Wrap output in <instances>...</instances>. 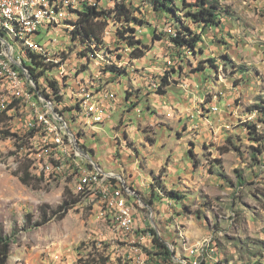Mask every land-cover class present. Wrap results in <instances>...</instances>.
Wrapping results in <instances>:
<instances>
[{"label": "rangeland", "instance_id": "374dc122", "mask_svg": "<svg viewBox=\"0 0 264 264\" xmlns=\"http://www.w3.org/2000/svg\"><path fill=\"white\" fill-rule=\"evenodd\" d=\"M215 1L223 7L220 23L202 31L182 9L170 17L154 10L152 0H131L134 16L143 24L128 25L110 18L111 33H106L107 21L102 42L92 43L77 33L72 38V32L78 11L84 5H95V0H70L57 12L63 28H44L34 41L53 43L58 37L71 43L72 57H84V63H79L83 65L80 75L94 71L91 63L96 61L85 62L86 57L99 60L96 65L104 77L89 80L98 81L97 88L115 82L120 105L106 122H95H105L95 135L76 110L81 108L94 124L84 100L72 95H64V99L69 96L75 102L58 98L60 83H66V67H59L57 92L50 84L55 73H47L49 94L42 95L54 110H63L76 137L74 131H85L81 142L77 139L78 145L87 148L92 161L99 160L107 169L124 170L128 182L123 181V185L134 191L126 197L128 205L134 207L139 235L148 227L160 229L157 235L172 243L183 262H194L205 237H212L213 256L220 257L219 261L264 264V0ZM181 2L176 0L177 5ZM114 5L113 0H101L100 7L106 10ZM125 27L134 28V33L125 36L141 40L143 57H132L134 48L120 38L119 32ZM182 27L202 35L195 51L179 49L172 43L170 35ZM7 39L11 47L20 50L22 64L29 51L39 54L48 66L53 58L70 54V47H52L48 53L46 48L20 38ZM209 58L216 60L217 68L211 66ZM63 66H70V59H63ZM142 70L144 73H139ZM107 71L116 75H107ZM134 74L139 80L136 84L131 79ZM143 74L147 85H141L144 80L139 75ZM164 78L168 87L163 85ZM33 81L32 85L40 87V80L39 84ZM182 83L190 93L184 91L185 84L179 88ZM144 86L154 97L150 99L143 92ZM159 86L170 94H159ZM80 89L86 91V86ZM25 93L23 84L0 85V232L13 241L8 264H92L91 259L99 256H108L115 264H153L159 258L147 253L157 251L152 235L147 233L144 241L136 239L149 259L130 253L133 240L117 239V225L101 216L114 211L113 204L100 192L88 194L91 183L71 176L68 155L62 154L56 135L46 134V143L54 144V150L33 143V151H29L27 139L21 147L20 132L25 131V124H17L19 118L34 122L31 132H42L36 101ZM3 98L9 104L17 101L1 106ZM212 104L219 105L221 111L215 113ZM54 126L49 131H58V124ZM27 166L31 177L25 184L20 177ZM137 178L146 184H137ZM170 191L182 198L170 196ZM65 201L70 208L58 219V208ZM196 227L207 235L194 238ZM206 260L201 258V264H207Z\"/></svg>", "mask_w": 264, "mask_h": 264}, {"label": "built area", "instance_id": "2783aa9c", "mask_svg": "<svg viewBox=\"0 0 264 264\" xmlns=\"http://www.w3.org/2000/svg\"><path fill=\"white\" fill-rule=\"evenodd\" d=\"M39 2H47V0H33L31 5H23L22 0H0V13L3 16V9H10L12 11V8H19V14H21V11H28V18L41 19L42 29H36V31L44 32V27H55L56 30L63 28L59 21H54V25H46V18H52V16L48 14V10H43V14H36V7H38ZM100 5L101 0H95L94 7L101 9ZM85 7L87 6H82V8ZM121 25L123 26L124 23ZM105 30L107 34L111 33L109 20ZM66 33H68V30H66ZM33 43L39 48H46L48 53H50L52 47H70L69 55L53 58V60H51L50 69L47 72L55 73V82H59V67L67 68L66 83H60V96L58 98L64 99V95H72L76 97V100H84V106L88 108V117L94 124L96 121H107L115 108L116 94L112 90V87L109 86L95 88V93H85V89L79 88V78H81V76L78 71L80 70V65L79 63L73 62L71 58V43L59 41L58 37L53 38V43L42 44L40 41ZM19 58H23L20 50L11 47L4 40L0 39V64L2 65L0 85L2 82L20 81L26 90V95H31V101H36L38 122L42 124V132H31V125H34V122L19 118L17 124H25V131L20 132L21 141L24 139L29 141V151H33V143L42 144V149L54 150V144L46 143V134L56 135V140H61L62 154L68 155L71 176L91 183V192H88V194L101 192L111 198L114 204V211L102 214L100 212V214L104 216V218H107V222L112 225H118L116 238L125 240L129 237L133 240L130 253H137V256L143 259H149L146 253L147 251L141 249V246L138 244L140 243L139 241L136 242V239L144 241L146 239V232L145 234L139 235L141 231L138 228L134 207L128 205V199L126 197V195L129 196L134 194V191L131 190L130 187L123 185V179L120 175L105 172L96 162L88 160L80 154V150H77L74 146L75 139L79 137H76L75 134H71V128L68 121L63 116V110L46 108L41 104V94H49L48 87H45L47 73L40 79V87H33L30 70L28 67L19 66ZM63 59H70V66H63ZM100 71L101 70H98V72ZM92 80H90V86H92ZM186 88L187 84L185 83L184 89ZM1 106H10V104L3 98L1 99ZM211 109L215 111V113L221 111V107L217 104H212ZM17 124L15 132H17ZM49 124H58V131H49ZM73 136H75V138ZM114 139H117V137L115 136ZM79 147L84 150V146ZM51 167L53 168L52 165ZM57 174L62 175V172H57ZM64 178L65 176L62 177V179ZM212 242V237H205L204 247L199 251L194 262H183L179 259L178 255H176L172 243L167 242L166 244L172 254L163 264H201V258L213 259ZM188 248L190 249V246H188Z\"/></svg>", "mask_w": 264, "mask_h": 264}, {"label": "trees", "instance_id": "16d2710c", "mask_svg": "<svg viewBox=\"0 0 264 264\" xmlns=\"http://www.w3.org/2000/svg\"><path fill=\"white\" fill-rule=\"evenodd\" d=\"M115 5L111 9H97L94 7L95 5H84L87 6L78 11V19L74 22L76 25V30L73 31L72 38L75 37L76 33L81 34L79 36L83 40H88L90 42L101 43V34L107 24V21L112 18L113 20H124L128 25L130 23L135 24H143V20L134 16V10L132 8L131 0H113ZM154 10L166 13L170 17L176 15V12L179 10L185 11V16L191 19L192 22L201 25V30H205L207 28H213L218 26L220 23V17L222 16L223 7L218 1L215 0H194V2L188 3L186 0H182L180 5L176 4V0H152ZM93 6V7H90ZM108 19V20H107ZM132 32L134 33V28L125 27L124 30L119 32L120 38L124 39L127 45L133 47V51L131 53L132 57L140 58L144 56V50L140 48L142 45L141 40L134 39V36H125L126 33ZM158 37V36H155ZM156 39H161L160 37ZM170 39L173 44L179 49H186L190 51H195L198 44L202 41V35L200 33H195L189 27H182V31L178 32L176 35H170ZM29 61L30 64L26 65V62ZM215 59L209 58V62L211 66L217 68L215 65ZM19 66L28 67L32 76V83H34L33 79L39 84V80L42 76L50 69L46 63L43 62L42 58L39 54H35L33 51H29V56L26 61H19ZM83 65L79 66L82 67ZM163 85L167 86V78H164ZM35 84V83H34ZM50 84L54 89V92L58 91V86L55 81H51ZM40 85V84H39ZM34 86V85H32ZM35 87V86H34ZM159 94H165L166 91L159 88L156 90ZM47 98L41 94V102H46V108H54L52 104H48ZM17 100L13 101L10 105L15 104ZM33 130V129H31ZM25 139L19 144L24 146ZM23 175L20 179L25 183H30L31 174L29 172V168H25L23 171ZM40 179V178H39ZM169 195L176 198H182L180 194L177 192L170 191ZM70 208L69 203L65 201L63 204L59 206V210L61 213L58 214V219H62L65 215L67 209ZM146 234L152 235V240L154 247L157 248L156 252H147L151 256H156L157 259L153 264H163V262L167 261L171 256V251L169 250L165 241L161 240V236L157 235V231L153 227H148L145 231ZM12 240L10 237L4 235L0 232V264H8L10 250L12 246ZM158 249H160L158 251ZM92 264H115L109 261L108 256H99L98 258L94 257L91 259Z\"/></svg>", "mask_w": 264, "mask_h": 264}, {"label": "bare ground", "instance_id": "6f19581e", "mask_svg": "<svg viewBox=\"0 0 264 264\" xmlns=\"http://www.w3.org/2000/svg\"><path fill=\"white\" fill-rule=\"evenodd\" d=\"M32 1L33 0H22V4L31 5ZM69 1L70 0H47V2H39L38 7H36V14H43V10H48V14L52 16V18H46V25L47 24L54 25V21H59L61 25V19L57 16V12H59L60 10H62V8L67 6ZM41 28H42L41 19L28 18V11H21V14H19V8H12V11L10 9H3V16L0 13V39L4 40L10 46L11 44L7 39L8 36L20 38L23 41H26L31 45H33L34 44L33 42H35L34 41L35 35L40 32V31H36V29H41ZM52 28L53 30L56 31L55 27ZM78 36H81V34H78ZM0 74H2L1 64H0ZM8 82L14 84V86L16 87L22 86L20 81H8ZM33 105L35 106V103ZM49 128H55L54 124H49ZM71 134L74 133L71 131ZM101 195L102 196L104 195L106 198L109 199V202L113 204L111 198H109L105 193H102Z\"/></svg>", "mask_w": 264, "mask_h": 264}, {"label": "crops", "instance_id": "0c3cea01", "mask_svg": "<svg viewBox=\"0 0 264 264\" xmlns=\"http://www.w3.org/2000/svg\"><path fill=\"white\" fill-rule=\"evenodd\" d=\"M173 43V42H172ZM145 55V54H144ZM143 57V56H142ZM71 58H73V62H76V63H84V57H80V56H78L77 55V57H75L74 55H73V57H72V55H71ZM87 58V61H85V62H88V60H91V62H92V60H95L96 61V63H91V65H92V68H91V70H94V71H91V73L90 72H88V70H87V72H88V74H85V73H82L81 72V78H79V88H80V86L81 87H83V86H86V91L85 92H87V93H95V88H97L98 87V81H94V80H92V86H90V80H89V78L90 77H97L98 79H102V77H104V75L102 74L103 73V71H101V72H98V70H99V67L97 66V65H99V60H96L94 57H92L91 59H88V57H86ZM97 58V57H96ZM141 58V57H140ZM137 59V58H136ZM97 64V65H96ZM95 65V66H94ZM90 71V70H89ZM108 72V73H107ZM106 72V74L107 75H116L115 73H113V71H107ZM139 73H144L143 72V70L142 71H140ZM136 74V73H135ZM134 74V75H135ZM138 74V73H137ZM139 78H142L143 80H144V82L143 83H141V85H147V83H145V79H146V77L144 76V74L141 76V75H139ZM131 79H133L134 80V83L133 84H136V83H138L139 82V80H138V76L137 75H135V78L134 77H131ZM183 84H185V83H182V84H179L178 86H179V88L181 87V88H184L183 87ZM110 87H112V90L114 91V88H115V82H112V83H110ZM145 87V86H144ZM168 87V86H167ZM166 87V88H167ZM102 88H104V87H102ZM128 88H125V92H127V93H129V92H131V89H128ZM167 91V90H166ZM181 91V90H180ZM184 91L185 92H187V93H190V90H188V89H184ZM115 92V91H114ZM143 92H147L148 93V95H149V97H150V99L152 98V97H154V95L153 94H150V91H149V89L147 88V87H145V89L143 90ZM182 92V91H181ZM168 95L170 94V92L168 93V92H166ZM116 94V93H115ZM159 95V94H158ZM184 96H186V95H183V97ZM170 99V98H169ZM65 101L67 100L68 102H75L74 101V99H72V98H70L69 96H66V98L64 99ZM72 100V101H71ZM116 102H115V108H114V110H116V109H118V107H119V105H120V102L118 101V99H117V95H116V100H115ZM173 102V101H172ZM170 107V106H169ZM77 111H78V114H79V117H80V119H81V122H83V124L85 125V126H87L89 129H90V131L93 133V134H95V135H97L98 134V132H99V130L100 129H103L104 128V124H105V122H103V123H101V124H90V122H89V119L85 116V114L83 113V112H81V108H78L77 107V109H76ZM155 115H159L158 114V112H155ZM163 117V116H162ZM154 119L155 118H150V120L151 121H154ZM159 123V122H158ZM74 132H76L77 134H78V139L80 140V142H81V140H82V138L80 137V135L83 133V132H85V131H83V129H80V130H78V131H74ZM116 136V135H115ZM113 140H116V139H114V136H113ZM84 150L86 151V152H88L87 151V148L86 147H84ZM91 151H94L93 149H90ZM90 157H91V155H90ZM111 157H112V155H111ZM113 159H114V157H113ZM115 160V159H114ZM98 162H96L105 172H113V173H116V174H118V175H120L121 176V178L123 179V181L126 183V182H128L127 181V179H126V176L124 175V170H122V169H116V168H106L105 166H103V165H101L100 164V161L99 160H97ZM138 163V160H136L135 161V163L134 164H137ZM119 166V165H118ZM115 167V166H114ZM136 167V166H135ZM169 168H171V167H169ZM136 169H137V167H136ZM138 171V170H137ZM138 174H140V171H138ZM141 176H144V174L143 175H141ZM136 181H138V182H136L137 184H140V185H145L146 184V182H145V180L144 179H141L140 181L138 180V178L136 179ZM119 182V181H118ZM161 230L160 229H157V232H160ZM207 234H206V232H205V230H203L202 228H199V227H196L195 228V230H194V233H193V236H194V238H202V237H205ZM214 252V251H213ZM219 259H221L220 257H218V256H216V257H214L213 256V260L212 259H208L207 258V260H206V262L205 263H207V264H227L223 259L222 260H220L219 261Z\"/></svg>", "mask_w": 264, "mask_h": 264}, {"label": "water", "instance_id": "95a60500", "mask_svg": "<svg viewBox=\"0 0 264 264\" xmlns=\"http://www.w3.org/2000/svg\"><path fill=\"white\" fill-rule=\"evenodd\" d=\"M73 137L75 138V136H73ZM74 146H75V148H76L77 150H80V154H81L84 158H86V159H88V160H91V159H92V158L90 157V155H89L85 150H82V149L79 147L77 139H75ZM166 243H167V242H166Z\"/></svg>", "mask_w": 264, "mask_h": 264}]
</instances>
